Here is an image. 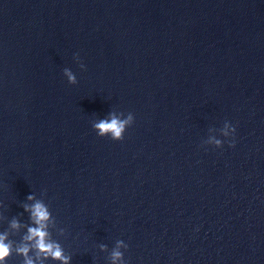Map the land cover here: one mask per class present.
Listing matches in <instances>:
<instances>
[{
	"label": "water",
	"instance_id": "water-1",
	"mask_svg": "<svg viewBox=\"0 0 264 264\" xmlns=\"http://www.w3.org/2000/svg\"><path fill=\"white\" fill-rule=\"evenodd\" d=\"M37 202L70 264H264V0H0V264H62Z\"/></svg>",
	"mask_w": 264,
	"mask_h": 264
},
{
	"label": "clouds",
	"instance_id": "clouds-1",
	"mask_svg": "<svg viewBox=\"0 0 264 264\" xmlns=\"http://www.w3.org/2000/svg\"><path fill=\"white\" fill-rule=\"evenodd\" d=\"M83 67V65H82ZM65 74L68 76L72 83L76 82V77L72 75L70 71L65 70ZM133 116L129 114L127 119H120L115 114H112L110 120H101L94 124V128L99 131V135L105 136L110 134L114 140H123L126 127L133 123ZM235 131V128L233 129ZM219 145L220 141H215ZM234 146V144L232 145ZM29 200L34 199L33 196L28 197ZM32 218L37 225V227H30L28 229L29 235L26 237L28 241H34V247L42 252L45 257H51L55 260L62 261V264H70V257L65 256L61 246L57 243L50 242L48 240L47 221L50 218V213L47 207L41 203L37 202L31 206L30 209ZM13 227H19L18 223H14ZM5 237H0V262H3L11 253V245L4 243ZM127 245L123 241H118V247ZM18 252L22 253L27 257L29 252V247L27 245L17 249ZM123 258V254L119 250H114L112 252L113 264H117V261ZM26 264H33V260L28 258Z\"/></svg>",
	"mask_w": 264,
	"mask_h": 264
}]
</instances>
